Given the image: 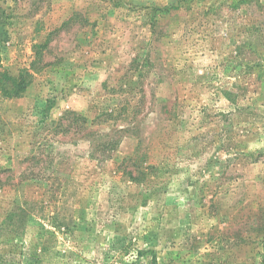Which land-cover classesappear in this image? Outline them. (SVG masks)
Instances as JSON below:
<instances>
[{
  "label": "rangeland",
  "instance_id": "obj_1",
  "mask_svg": "<svg viewBox=\"0 0 264 264\" xmlns=\"http://www.w3.org/2000/svg\"><path fill=\"white\" fill-rule=\"evenodd\" d=\"M37 52L0 264H264V0H0V71Z\"/></svg>",
  "mask_w": 264,
  "mask_h": 264
},
{
  "label": "trees",
  "instance_id": "obj_2",
  "mask_svg": "<svg viewBox=\"0 0 264 264\" xmlns=\"http://www.w3.org/2000/svg\"><path fill=\"white\" fill-rule=\"evenodd\" d=\"M77 16L78 15H75L74 17ZM47 46L48 44H45L43 46H40L39 49L45 48ZM43 65V55L42 53L37 52L34 61L31 63L30 68L22 70L19 75L15 76L7 71H0V91L3 97H21L27 90L28 85L33 82L34 73H38L43 68Z\"/></svg>",
  "mask_w": 264,
  "mask_h": 264
}]
</instances>
